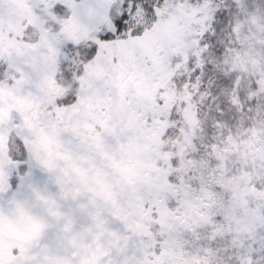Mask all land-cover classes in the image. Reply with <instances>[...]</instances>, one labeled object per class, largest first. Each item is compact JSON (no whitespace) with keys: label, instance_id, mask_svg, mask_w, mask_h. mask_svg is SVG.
Returning <instances> with one entry per match:
<instances>
[{"label":"snow or ice","instance_id":"snow-or-ice-1","mask_svg":"<svg viewBox=\"0 0 264 264\" xmlns=\"http://www.w3.org/2000/svg\"><path fill=\"white\" fill-rule=\"evenodd\" d=\"M0 264H264V0H0Z\"/></svg>","mask_w":264,"mask_h":264}]
</instances>
